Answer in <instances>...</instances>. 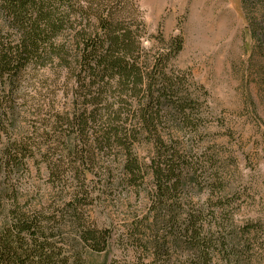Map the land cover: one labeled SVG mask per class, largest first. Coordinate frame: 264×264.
<instances>
[{"label": "rangeland", "instance_id": "1", "mask_svg": "<svg viewBox=\"0 0 264 264\" xmlns=\"http://www.w3.org/2000/svg\"><path fill=\"white\" fill-rule=\"evenodd\" d=\"M132 2L142 21L141 55L151 59L158 52L168 51L167 44L173 37L182 41V49L165 58L164 73L152 80L147 78L141 86L156 85L165 75L181 80V94L187 96L194 119L185 125L166 116L158 129L167 143L181 148L184 162H192L196 175L189 185L180 186L176 195L148 211L154 187L149 170L156 157L154 140L145 134L131 144L130 153L148 168L144 181L136 179L134 184L123 172L127 158L123 145L97 146L89 138L96 160L84 174L85 209L89 222L107 230L109 239L102 251L84 249L88 264H206L204 255L208 264H264V0ZM250 24L255 28L254 35ZM20 35L0 12V43L13 46ZM42 62L44 65L38 66L47 74L44 70L49 63ZM5 81V89H10ZM20 84L21 95L27 94L29 102H17L12 128L15 138L32 133L35 115L29 104H33L31 98L39 88L35 89L34 80ZM62 100L58 94L59 109ZM130 101L136 102H128L123 115L133 118V110L140 113L143 100L140 105L135 96ZM56 130L72 133L65 127ZM35 137L42 142V136L33 134ZM53 144L40 143L26 159L27 170L19 184L18 201L22 206H60L80 190V180L76 184L71 174L60 177L51 169L60 154L47 151ZM59 144L69 147L63 141ZM65 161L72 162L69 158ZM157 191L155 187L153 193ZM197 209L204 210L206 216L201 214L198 223L202 227L198 226L196 241L170 239L172 230L193 227L183 216ZM213 210L214 216L208 214ZM1 217L0 213V224ZM154 217H164L159 223L165 229L160 228L159 233L171 242L157 258L152 250L141 254L143 247H136V241L128 239L130 235L152 237L149 225ZM139 220H144L141 226L146 230H135L134 222Z\"/></svg>", "mask_w": 264, "mask_h": 264}, {"label": "trees", "instance_id": "2", "mask_svg": "<svg viewBox=\"0 0 264 264\" xmlns=\"http://www.w3.org/2000/svg\"><path fill=\"white\" fill-rule=\"evenodd\" d=\"M134 7L132 0H0L5 22L21 33L13 46L0 43V264H88L84 249L99 252L106 248L109 234L89 222L83 198L87 196L85 170L89 171L96 160L89 138L97 146L123 145L127 157L123 172L134 184L136 179L144 181L148 168L130 153L131 144L145 134L154 140L156 157L149 168L154 187L148 211L176 195L179 187L189 185L196 175L192 162H184L181 148L167 143L158 129L166 116L185 125L194 119L187 96L181 94V80L165 75L156 85L141 86L147 78L152 80L164 73L165 58L177 54L182 41L173 37L167 44L168 51L158 52L151 59L141 55L142 21ZM44 60L49 63L44 70L47 74L38 66L44 65ZM5 80L10 89H5ZM30 80L35 81V89L39 87L31 98L34 107L28 103L35 115L32 133L15 138L12 128L17 102H29L27 94L21 95L20 83ZM58 94L64 99L58 104L60 109ZM134 96L138 105L142 100L143 104L140 113L133 110L132 118L123 113L128 102H136L130 101ZM58 127L72 133L55 132ZM33 134L42 136V142L54 143L47 151L61 154L51 166L58 176L68 173L76 184L80 180V190L63 205L37 209L18 201L26 159L42 143ZM60 141L69 147L60 145ZM66 158L72 162H66ZM201 214L206 216L204 210L187 212L183 220L193 227L176 232L171 229L170 239L196 241L198 226L202 227L198 223ZM208 214L214 216L215 211ZM163 218L151 221L152 237H128L136 241V247H143L141 254L152 250L157 258L167 244L170 247L167 236L159 233L160 228L165 229L159 223ZM141 221L134 222L139 232L146 230ZM208 261L204 255V262Z\"/></svg>", "mask_w": 264, "mask_h": 264}]
</instances>
